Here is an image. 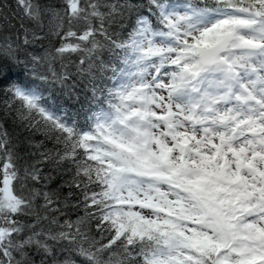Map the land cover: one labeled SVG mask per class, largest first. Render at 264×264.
<instances>
[{
    "label": "snow or ice",
    "instance_id": "6c2138e0",
    "mask_svg": "<svg viewBox=\"0 0 264 264\" xmlns=\"http://www.w3.org/2000/svg\"><path fill=\"white\" fill-rule=\"evenodd\" d=\"M0 264H264V0H0Z\"/></svg>",
    "mask_w": 264,
    "mask_h": 264
}]
</instances>
